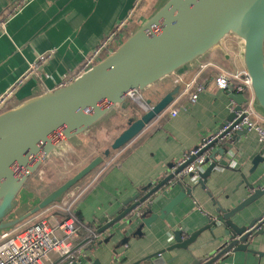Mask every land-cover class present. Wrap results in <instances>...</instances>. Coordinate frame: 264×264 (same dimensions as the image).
Instances as JSON below:
<instances>
[{
    "label": "crops",
    "instance_id": "obj_1",
    "mask_svg": "<svg viewBox=\"0 0 264 264\" xmlns=\"http://www.w3.org/2000/svg\"><path fill=\"white\" fill-rule=\"evenodd\" d=\"M20 0H0V19L3 12L12 10ZM165 0H26L14 14L6 19L0 31V96L13 89L15 105L58 89L73 80L83 59L89 55L110 33L116 30L109 50L119 47L141 24L149 19ZM243 45L233 35L193 64L182 68L141 93L128 97L127 108L116 107L100 123L86 133L72 138L73 147H84L93 142L92 131L108 134L113 141L126 127L130 117L138 118L144 113L145 100L152 105L179 85V94L173 102L153 120L133 141L108 158L113 161L97 181L77 201L72 211L77 220L97 232L104 218L110 217L126 199L142 192L149 184L155 185L167 177L184 152L196 148L203 138L209 137L230 115L232 99L213 85L214 76L220 69L241 71ZM49 55L39 62V58ZM35 64L36 67L32 68ZM201 83H200V82ZM203 82H206L203 84ZM203 84L204 92L196 102L188 99L193 88ZM142 108V109H141ZM176 111L172 117L170 111ZM263 120L264 115L256 111ZM264 123V121H262ZM80 139V140H79ZM68 141V142H69ZM63 144L61 153L75 148ZM82 142V143H80ZM221 145H215L209 154ZM105 150V149H104ZM103 150V151H104ZM57 156V155H54ZM259 157L256 166L253 160ZM47 161V160H45ZM214 170L204 186L185 177V187L191 190L164 220L156 221L150 228L142 227L135 235L138 223H121L116 234L106 243L82 249L76 264H134L154 253V264H186L190 261L181 250L167 251L173 244L171 234L176 230L191 233L207 223V215L216 216L218 203L225 209L237 205L246 195L240 175L256 187L264 186V145H260L255 131H248L233 143L223 158L217 157ZM211 164L206 165L205 169ZM217 167V168H216ZM221 167V168H220ZM30 180V179H29ZM27 182V181H26ZM26 184V183H25ZM179 187L169 194L175 197ZM30 197L24 189L20 202ZM228 197V199H226ZM165 202V201H164ZM27 204H30L27 201ZM160 209L156 208V212ZM264 211V200L247 209L241 225H248ZM254 253H230L216 264H264V225ZM111 231L100 234L103 241ZM216 235L223 236L222 229ZM208 231L197 238L192 247H198L196 256L214 252L219 242H212ZM125 240V242H123ZM203 246L202 248H200ZM90 250L89 254H86ZM166 250V251H165ZM86 254V255H85ZM49 264L59 263L55 254Z\"/></svg>",
    "mask_w": 264,
    "mask_h": 264
},
{
    "label": "water",
    "instance_id": "obj_2",
    "mask_svg": "<svg viewBox=\"0 0 264 264\" xmlns=\"http://www.w3.org/2000/svg\"><path fill=\"white\" fill-rule=\"evenodd\" d=\"M228 35L242 42V62L251 80L254 109L264 115V0H165L119 47L90 70L64 87L32 97L1 113L0 231L13 228L26 216L40 213L60 201L70 189L99 168L105 158L126 147L164 112L179 94L180 86L173 87L153 105L151 99L145 100L144 113L127 120V127L115 137L102 156H96L25 213L17 214V209L11 220H4L18 204L19 208H28L30 197L25 198L22 204L19 197L26 181L63 144L89 131L116 107L126 110L128 97L193 64ZM228 94L237 106L213 134L233 122L235 112L240 111L246 103L242 95ZM238 121L228 126L218 139L230 132ZM247 132L245 129L235 131L230 140L209 155L211 164L197 185L204 186L218 165L216 158H223L227 149H231L233 143ZM215 145L213 141L203 152L210 151ZM258 159L253 160V168ZM182 168L180 166L174 172L170 168L167 177L142 189L146 193H136L122 202L110 217L104 218L97 233L111 231V234L103 243L116 234L121 223L129 225L139 222L135 233L139 235L143 226L148 229L152 223L164 220L190 196L191 190L183 182L185 177L177 178ZM240 179L239 184L243 185L246 196L237 205L225 209L215 203V217L207 215V223L191 233L187 230L173 231V244L166 250L183 251L190 259L186 264H216L230 253H254L252 247L260 243L257 236L261 235L264 225V220L260 222L264 211L248 225H241V222L247 216L248 208L264 200V186L256 187L243 174ZM174 187H179L180 191L171 198L169 194ZM218 229H222L223 236L220 238L216 235ZM205 231L210 233L212 242H219L220 245L211 254L196 256L199 248L192 246ZM161 252L148 255L134 264H154L153 258L160 257ZM89 253L90 250L86 252ZM161 264L166 262L162 261Z\"/></svg>",
    "mask_w": 264,
    "mask_h": 264
},
{
    "label": "built area",
    "instance_id": "obj_3",
    "mask_svg": "<svg viewBox=\"0 0 264 264\" xmlns=\"http://www.w3.org/2000/svg\"><path fill=\"white\" fill-rule=\"evenodd\" d=\"M25 1L20 0L14 5L15 8L3 12L2 19H0V31L3 30L6 19L10 18L18 6ZM120 27H124V25L121 24L118 29ZM116 30L104 38L83 59L77 76L90 70L94 65L113 52L109 48L114 41ZM48 56L40 57L38 61L42 62L48 59ZM35 67L36 65L33 64L32 68ZM68 83L61 85L59 88L66 86ZM213 85L219 91L242 95L246 99V103L242 105L240 111L235 112V119L228 126L232 125L236 120L239 121L232 127L230 132L218 139V136L228 128L226 126L219 133H212L209 137L203 138L196 148L184 152L180 161L171 169L174 172L178 167L183 166L182 170L178 172L177 178L189 176L194 184L198 183L201 175L205 171L206 165L209 163V151L203 152V149L213 141L216 142V145H221L225 141L230 140L235 131L245 129L247 131H255L259 144L264 145V123H262L264 119L262 120L254 109L253 89L246 70L229 71L220 69L214 76ZM204 90L205 87L203 84L196 85L193 91L188 93L189 101L192 103L196 102L198 95L204 92ZM12 98L13 89H9L0 96V114L16 107ZM236 106V102L232 100L229 107L230 112H233ZM170 115L174 117L176 111H170ZM112 161L113 158L104 160L102 165L92 172V176L86 183L82 186L77 185V187H73L60 201L41 211L39 216H42L39 217L37 215L39 218L31 225L13 235H10L11 232L0 234V264H49L51 254L58 256L59 263L75 264L78 254L81 253L82 249L86 247L89 249L90 247L101 244L103 237L95 230L87 228L72 217L65 219L59 218L57 213H70L77 201L97 181ZM263 220L264 216L260 222Z\"/></svg>",
    "mask_w": 264,
    "mask_h": 264
},
{
    "label": "rangeland",
    "instance_id": "obj_4",
    "mask_svg": "<svg viewBox=\"0 0 264 264\" xmlns=\"http://www.w3.org/2000/svg\"><path fill=\"white\" fill-rule=\"evenodd\" d=\"M91 135H96V137L92 138L93 142H88L84 147L80 144L79 147H73V144L70 141L67 143L68 147L75 148L73 152L68 149L64 153L60 150H57L54 154H52L46 161L44 167L45 171H40L37 173L38 178H30L28 185L26 186V190L30 194L29 203H33V201H40L44 199L47 195L50 194L53 190H56L60 185H62L66 180L75 175L80 169H82L86 164H88L91 159L95 156H102L103 150L109 148L111 145V141H107L108 134L102 131V133H98L97 131H92ZM80 140V139H79ZM82 143V142H80ZM57 155V156H54ZM108 158H105V160ZM92 174V173H91ZM89 174L86 178H84L77 185L82 186L87 180L92 176ZM37 179H40L42 185L37 182ZM74 186L75 187H77ZM35 201V202H36ZM37 201V202H38ZM33 205L29 206L31 208ZM18 210L17 214H23L27 210L25 208H19V204L16 207ZM15 212V211H14ZM41 213V212H40ZM40 213L34 215L26 216L22 221L17 223L13 228H10L8 233L13 235L27 226L34 223L39 217ZM37 215L39 217H37ZM4 220H11L10 217H6Z\"/></svg>",
    "mask_w": 264,
    "mask_h": 264
},
{
    "label": "trees",
    "instance_id": "obj_5",
    "mask_svg": "<svg viewBox=\"0 0 264 264\" xmlns=\"http://www.w3.org/2000/svg\"><path fill=\"white\" fill-rule=\"evenodd\" d=\"M199 82H200V81H199ZM200 83H201V82H200ZM204 83H206V82H203V84H204ZM103 152H104V151H103ZM94 158H95V156H94L92 159H94ZM92 159H91V160H92ZM45 163H46V161H44V163H43V164L37 169V171L33 174L35 179L38 178V177H37V176H38V175H37L38 172H40V171H42V170L45 171V167H44ZM33 175H32V176H33ZM32 176H31L30 178H32ZM30 178H29V179H30ZM29 179L27 180L26 184L24 185V187H23V189H22V192L20 193V196H19L20 199H21V197H22L23 190L26 189V186L28 185ZM37 182H38L40 185H42L41 182H40V179H37ZM53 191H54V190H53ZM53 191H52V192H53ZM52 192H50V193H52ZM47 196H48V195H47ZM19 197H18V198H19ZM35 201H36V200H35ZM35 201H33V203H31V204H27V205H28V208H27V209H29V206H31V205H35V204H37V203L39 202L38 200H37L38 202H37V201L35 202ZM22 203H23V202H21V204H22ZM19 207H20V204H19ZM15 210H16V208H15V209H14V210L8 215V216L10 217V219L13 218V216H14V211H15ZM57 214H58V217H59V218H62V219L69 218V217H72V218H74V219H77L76 215L73 214V211H71L70 213H61V212H58ZM8 216H7V217H8ZM9 230H10V229L1 230V231H0V234L7 233Z\"/></svg>",
    "mask_w": 264,
    "mask_h": 264
}]
</instances>
